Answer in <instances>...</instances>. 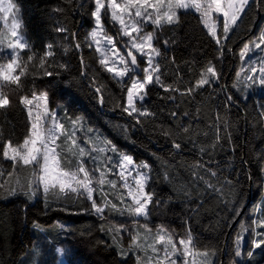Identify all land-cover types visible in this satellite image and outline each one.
Segmentation results:
<instances>
[{
  "label": "trees",
  "instance_id": "trees-1",
  "mask_svg": "<svg viewBox=\"0 0 264 264\" xmlns=\"http://www.w3.org/2000/svg\"><path fill=\"white\" fill-rule=\"evenodd\" d=\"M12 2L19 10L20 33L31 48L19 55L21 68L27 64L21 87L2 84L10 105L0 109V264H22L21 258L29 254L35 264H45L51 248L64 250L66 264H137L132 254L122 257L115 246L116 237L123 249L129 248L131 239L114 232L112 222L118 225L119 221L111 207L97 216L87 200L72 194L45 196L37 191L32 201L29 188L14 189L12 174L18 164L4 159V145L11 141L19 148L29 135L30 120L21 96L32 98L33 92L39 96L45 91L50 111L61 106L63 119L82 118L117 155L148 165L145 193L151 194L152 202L149 215L140 222L151 232L163 229L176 245L191 235L196 244L193 253H208L214 264H220L229 228L250 195L228 235L222 264H264V244L260 248L252 244L254 232L264 233V94L260 96L256 85L246 89L249 86L236 79L240 51L264 31V0L247 6L221 45L192 11H180L179 24L149 28L155 31L158 42L154 43L162 53L157 58L161 80L177 90L146 86L143 104L152 115L140 117L142 123L123 111L131 82L125 79L121 88L88 43L94 0ZM102 23L104 34L120 47L124 40L110 15H103ZM58 27L67 32L56 31ZM164 40L170 41L167 47ZM47 44L53 45L55 55L46 57L41 69ZM29 55L34 56L32 61L27 60ZM210 63L219 78L210 77V84L197 87ZM45 69L59 76H45ZM96 86H103V103ZM229 96L236 106L228 101ZM174 142L181 147L177 149ZM68 160L69 167L78 161L72 155ZM238 238L239 258L234 255ZM55 259L53 255L51 260Z\"/></svg>",
  "mask_w": 264,
  "mask_h": 264
},
{
  "label": "snow or ice",
  "instance_id": "snow-or-ice-1",
  "mask_svg": "<svg viewBox=\"0 0 264 264\" xmlns=\"http://www.w3.org/2000/svg\"><path fill=\"white\" fill-rule=\"evenodd\" d=\"M252 3H256V0H124L123 3H119L118 0H94L95 10L92 16L95 20V27L89 34L90 40L96 44V51L100 53L99 64L104 67L116 82L124 88L125 78L130 81V86L126 89V105L123 106V111L129 116L133 117L137 123H142L139 119L142 116L152 115L145 108L143 101L147 97L146 85L156 84L164 88L165 91H176L177 89L172 88L170 85L165 86L161 80V70L160 64L156 60L157 57H161L162 53L160 48L157 46V37L155 31L153 32H143V27L145 23L150 22L156 26V29L163 28L164 25H176L180 23L179 12L182 10L187 13L190 10H194L195 13L200 15L203 25L208 29L209 33L216 38L218 45L222 44L223 41H227L230 37L229 34L234 30V26L237 25L238 21L242 18V14L246 12L247 6ZM16 4L12 0H0V13L4 14V18L7 19L10 14L16 11ZM135 10L134 13L132 10ZM151 9L152 11H149ZM125 14H127L128 21L125 20ZM215 14V16H214ZM110 15L112 21L117 22L120 25V34L122 36L128 37L127 41V52L126 56L130 59H126L125 55L120 54L119 49L116 48L115 42L112 37H104L103 44L110 47H103L101 37L103 36V23L102 16ZM221 24V34L217 32V24ZM20 27L19 22L16 19L12 20L11 25V35L15 38L14 43H9L7 45V51L9 52L11 58L7 63L0 64V81L5 82L7 85H16L17 88L21 87L20 78L25 76V69L27 64L21 68V65L17 62L19 53L17 49L23 50L25 48H31L28 44L26 38L17 32V28ZM58 32H67L66 28L58 27L56 29ZM135 34V35H134ZM165 47L170 43L169 40L163 41ZM251 45V46H250ZM75 47L78 49L79 44ZM53 45H45L44 56L40 58V68L44 69V65L47 62L46 57H52L55 53L52 51ZM258 49L260 52L264 53V34H261L257 40L251 41L250 44H245L244 49L240 56L242 60L246 59L247 53ZM138 53L141 57L146 58L144 63L146 67L141 68V61L138 60L137 55L133 52ZM221 53L223 48L220 49ZM33 55L27 57L28 61H32ZM111 60V66L109 61ZM248 61H251L250 56L247 57ZM83 64V60H81ZM119 63L121 67L117 68L115 65ZM255 61L249 64L248 72L252 75H247L245 78L248 81H252L253 84L257 82L261 87H264V58H262L260 63V73L257 74L256 67L252 66ZM58 67L64 68L66 65H59ZM17 68H21L19 75H14ZM143 72V77L139 76V73ZM244 72V69H241ZM45 76L54 77L59 76V72L44 70ZM81 75H84L81 72ZM209 75L213 79H218V72L214 66L210 65L206 68L205 74L197 82V87H202L203 85L210 84L211 80ZM241 75L240 72L237 73V77ZM93 83H95L93 81ZM103 86H96L95 91L100 94V102L103 103L104 97L102 94ZM192 89H189V92ZM228 101L230 103H236L233 97L229 96ZM33 100L37 103L34 106L36 111L33 115V109L29 106L33 105ZM40 101H43L41 106ZM20 103L28 108V115L30 118V129L29 135L24 139L23 145L20 148L14 147L11 141H8L4 145L3 156L5 159H10L13 161L14 165L16 163H22L23 165L36 164L39 166L40 174L36 177L38 185H42L43 193L47 194L51 189H57L59 192L64 193L66 191L72 193L87 194V198L92 201V209L98 215H102L105 208L102 206H97L95 200H93V188H92V178L90 177L89 171L85 169L81 163L75 170H64L61 166V161L57 158L59 153L57 148L60 145L57 141L61 136H64L65 142L72 139L75 136V132H69L64 123H61L58 119L57 113L55 111H50L48 108V93L45 91L39 96L33 92L32 98L30 99L27 95L21 96ZM139 103V107H137ZM10 105V99L6 92L3 91V87L0 86V109H6ZM264 107V105H262ZM173 116L176 113H172ZM187 115V114H185ZM79 121V118L72 120L71 123L75 126ZM91 131V130H89ZM188 131V129H185ZM72 144H76V141L72 139ZM174 146L179 149L181 147L180 143L174 142ZM78 154L82 157L85 155V149L77 145ZM97 151H104V149H96ZM113 151L115 149L113 148ZM203 151V149H201ZM42 160V162H41ZM133 163L132 157L128 155H123L121 161L118 165L120 168L119 175L121 178L125 177V172L128 170V166ZM142 167H148V165H142ZM203 167V165H201ZM111 171V169H109ZM83 174L82 178L80 174ZM215 175V173H212ZM138 179L135 180L136 189L133 191L130 185L125 182L124 187L129 188L128 195L134 201V204L129 206L128 212L132 216H147L149 215L148 204L152 202L151 194L145 193V184L147 182L146 173H137ZM104 172L100 173L99 183L103 184ZM112 184L115 188L114 182H108ZM31 195L29 198L35 195V191L32 190V185H28ZM115 208V205L112 206ZM38 227V225H36ZM123 227V226H121ZM146 227V226H145ZM160 231H163L161 229ZM255 235L260 236V240H253L252 244L256 248H260L264 244V233H255ZM135 242V241H134ZM159 243L163 245V258H158L156 264H160L161 259H167L168 264H176V259H172L174 256H183L184 264H189V255H202L204 264H207L208 253L198 254L193 253L192 249L196 247V244L191 237L188 236L187 240H180L179 243L183 246V250L179 251L176 244L173 242L170 235L167 233L160 234L158 232L152 244L149 247L152 249L153 253L160 251L155 245ZM191 245V247H190ZM236 251L234 253L235 257H241L242 253L240 251V239L236 241ZM136 247H142V245L137 244ZM61 255L64 254L63 249H57ZM248 257L253 256L252 251L247 252ZM151 259V258H149Z\"/></svg>",
  "mask_w": 264,
  "mask_h": 264
},
{
  "label": "rangeland",
  "instance_id": "rangeland-1",
  "mask_svg": "<svg viewBox=\"0 0 264 264\" xmlns=\"http://www.w3.org/2000/svg\"><path fill=\"white\" fill-rule=\"evenodd\" d=\"M118 2L123 3L124 0H118ZM105 3L107 4V0L105 1ZM134 11L135 10L133 9L132 12L134 13ZM149 11H152V10L149 9ZM190 11L194 12V10H190ZM195 14H197L200 17V15L198 13H195ZM214 16H215V14H214ZM13 19H16L19 22V10L17 8H16V11L13 14H10L7 19L4 18L3 13H0V64L7 63L8 60L11 58L9 52L7 51V45L9 43L15 42V38L12 37V35H11V25H12ZM125 20H126V22L128 21L127 14H125ZM114 23L118 26V28L120 30V25L117 22H114ZM19 24H20V22H19ZM94 27H95V20L93 17V28L90 30L89 34L94 29ZM150 27L156 28V26L151 24L150 22L145 23L144 27H143V32H145V33L151 32V31H149ZM203 27L205 28L207 33L216 41V38H214L209 33L208 29L204 25H203ZM220 27H222V26L218 22L217 32H218ZM17 32L19 34H21L20 33V27L17 28ZM89 34H88V43L92 48H94L96 50V44L90 40ZM104 37H109V36H106L104 34V28H103V36L101 37L102 44H103ZM121 37L123 38L124 42L120 47H118V45L115 44L116 48L119 49L120 54L125 55L126 59H130L126 56L127 41L129 38L122 36V35H121ZM103 47H110V46L103 44ZM243 49H244V47L242 48V50L239 53L240 63H239L238 69L236 71V79L238 80V82H240L244 86H249L250 84H252L253 86L256 85L258 87L257 91L260 93V96H262L264 94V87H261L258 82L256 84H253L252 81H248L245 77L247 75H252V73L248 72V68H249V64L252 63L253 61H255V63L252 64V66L256 67V69H257L256 75H261L259 61L262 58H264V53H262L258 49H256V50H253V51L247 53L246 59L242 60L240 54L243 51ZM21 51L22 50L17 49V52L19 53V55H20ZM97 53H98L99 59H100V53L99 52H97ZM133 54L137 55L138 60H140L142 62H144V60L146 59L144 57H141L135 51L133 52ZM248 56H250L252 58L251 61L247 60ZM157 58H156V60H157ZM18 59H19V56H18ZM111 63L112 62L110 60L109 61L110 66H111ZM115 66L117 68L121 67V65H119V63H117ZM146 66L147 65L145 64L144 67H146ZM242 68L244 69V72H241ZM238 72L241 73L239 78L237 77ZM14 75H16V74L14 73ZM143 75L144 74L142 72V77H143ZM125 79H127V77ZM209 79H210V75H209ZM3 83H4L3 81H0V86H2ZM148 85H150V84H148ZM148 85H146V86H148ZM246 89H250V86L246 87ZM36 103H37V101L33 100V105L29 106L33 109V115H35L36 109L34 106L36 105ZM43 103H44L43 101H40L41 106L43 105ZM26 110L28 113V108H26ZM62 110L63 109L61 106H59L57 109H55V112L57 113L58 119L61 123H64L65 128L69 132H73V131L75 132V136L72 137V139H74L76 141L75 145L72 144V139H69V140H67V142H65L64 136H61L60 139L57 141V144L60 145V147L57 148V152L59 153V156L57 158L61 161L62 168L64 170H75L78 167V165H80L82 163L83 166L85 167V169L89 171L90 177L92 178V185L91 186L93 188V200H95L97 206L104 207L105 211H107L108 207H111L112 210L115 211L114 217H115V219H117L119 221V224L117 225L114 222H112V225L115 226V227H113L114 232L118 231L119 233H124V234L130 236V239H131L129 242L130 246H129V248H126V249H123V247L120 246V242H119L117 237L114 238V241H115L114 243H115L117 250L119 251V254L122 257H126L128 254H132L135 257L137 264H156L157 259L163 258V256H164L163 245L159 244V243H157L155 245L158 249H160V251L157 253H153V251L149 247V245L153 243V241L156 237V234L158 232H160V234H162V235L165 234L166 232L160 231L161 229H158L155 232H151L147 227H145V225L142 222H140V221L145 220L147 216H132L129 214L128 208H129V206L134 204V201L128 195L129 188L124 187L125 182H127V184L130 185L131 189L133 191H135V189L137 187L135 184V180L139 178L137 176V173L139 172V173H146L147 174V167H142V165H145V164L132 163L131 165L128 166V170L125 172V177L121 178V176L119 175L120 168L118 167V165H119V163L121 161V157L123 155H117L116 151H113V147L109 146L106 143L105 139L102 137V135L99 133V131L89 129L86 126V124L82 118H79V121L75 126H73V124L71 123L72 120H70L68 118H64L65 119L64 120L60 115V112ZM28 117H29V115H28ZM29 120H30V118H29ZM74 120H76V119H74ZM89 130H91V131H89ZM77 145H79L80 147H83L85 149V155L84 156L81 157L78 154ZM100 148L104 149V151L101 152V151L96 150V149H100ZM68 155L69 156H71V155L75 156L78 160L71 167H69V165H68V163H70L68 160ZM5 160H8V161L13 163V161L10 159H5ZM41 162H42V160H41ZM16 164H18L19 167L17 166L15 168V173L12 174L13 183H14V186L16 188L13 186V184L11 186H13L14 189H23V188H29L28 185L31 184L32 190L35 191V195L31 197L32 201L35 200L37 191H40L42 193V195H45V196L49 195V194L52 195L55 192H57L56 194L61 195L63 197L68 195V194H72L73 196L84 198L85 200H87L89 202L90 206L92 205V201L87 198L86 193L80 194V193H72V192H68V191L61 193V192H59L58 188L57 189H51L49 191V193H47V194L43 193L42 185H38V182L36 179V177H38V175L40 174L39 166L36 164H31V165H23L22 163H16ZM15 165H13V166H15ZM67 165L69 168L67 167ZM109 169H111V171H109ZM101 171L104 172V180L106 181L103 184L99 183ZM80 176L82 178L83 174L81 173ZM6 177H7V180L9 181L10 178H8V176H6ZM109 181L115 183V188L112 187L111 183H108ZM29 194L31 195V191ZM113 205H115V208L112 207ZM257 210H258V208H257ZM92 211L95 215L101 216V215L96 214L94 209H92ZM121 226H123V227H121ZM62 230H63V228H62ZM256 233H258V232H256ZM259 238H261V237L255 235V232H254V239L258 240ZM179 241H178V245H176V247L179 251H182L183 246L179 243ZM37 244H39V243H37ZM137 244L142 245V247H136ZM190 247H191V245H190ZM38 249H39V246H38ZM57 249H59V248H56V249L51 248L50 249V251L48 253L49 258L48 257L45 258L46 259L45 264H66L63 255H61L59 252H57ZM36 253H38V252H36ZM53 255L56 256V259L54 262L51 260ZM29 256H31V255L29 254L25 258L23 256L21 258L20 262L22 264H35L33 261H31V257H29ZM32 256H33V254H32ZM35 256H37V254H35L34 257ZM149 258H151V259H149ZM172 259H176V264H184L185 258L183 256H174V257H172ZM187 259H188L189 264H204L202 255H189ZM214 262H215L214 259L207 257V264H214ZM160 264H168V260L167 259H161Z\"/></svg>",
  "mask_w": 264,
  "mask_h": 264
},
{
  "label": "water",
  "instance_id": "water-1",
  "mask_svg": "<svg viewBox=\"0 0 264 264\" xmlns=\"http://www.w3.org/2000/svg\"><path fill=\"white\" fill-rule=\"evenodd\" d=\"M232 105H234L233 103H231ZM236 106V105H234ZM251 200V196L249 195L248 196V199H247V202L245 203V205L243 206V208L241 209V211L238 213V215L236 216V218L234 219V221L232 222L230 228H229V231H228V234H227V237H226V240L224 242V246H223V250H222V257H221V262L220 264H222V261L224 259V256L226 255V251H227V238H228V235L230 234L231 230L237 225V223L239 222L240 218L242 217L245 209L247 208V205L248 203L250 202Z\"/></svg>",
  "mask_w": 264,
  "mask_h": 264
},
{
  "label": "crops",
  "instance_id": "crops-1",
  "mask_svg": "<svg viewBox=\"0 0 264 264\" xmlns=\"http://www.w3.org/2000/svg\"><path fill=\"white\" fill-rule=\"evenodd\" d=\"M261 34H264V31H262Z\"/></svg>",
  "mask_w": 264,
  "mask_h": 264
},
{
  "label": "bare ground",
  "instance_id": "bare-ground-1",
  "mask_svg": "<svg viewBox=\"0 0 264 264\" xmlns=\"http://www.w3.org/2000/svg\"><path fill=\"white\" fill-rule=\"evenodd\" d=\"M22 192V191H21ZM27 193V192H26ZM47 201V200H46ZM55 201V200H54Z\"/></svg>",
  "mask_w": 264,
  "mask_h": 264
}]
</instances>
